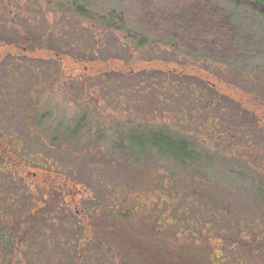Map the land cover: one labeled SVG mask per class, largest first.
<instances>
[{
  "label": "rangeland",
  "instance_id": "obj_1",
  "mask_svg": "<svg viewBox=\"0 0 264 264\" xmlns=\"http://www.w3.org/2000/svg\"><path fill=\"white\" fill-rule=\"evenodd\" d=\"M64 1L0 0V142L7 147H0V189L21 188L36 204L42 182L64 174L86 190L79 210L108 213L114 200L136 231L145 229L141 220L176 233L209 228L223 239L213 262L229 256L264 264V129L255 126L264 123V58L222 62L155 33L100 22V15L135 10V0L89 1L92 19L78 14L83 1L71 9L65 3L72 0ZM217 1L241 31L264 38V14L239 0ZM19 33L35 40L36 52L24 54ZM66 47L85 61L64 56ZM144 128L182 137L194 156H161L184 158L169 140L160 141V153L141 156L137 148L150 139ZM24 157L30 167L20 174ZM78 240L54 247L60 263H73ZM91 246L86 264H116L118 254L101 257Z\"/></svg>",
  "mask_w": 264,
  "mask_h": 264
},
{
  "label": "trees",
  "instance_id": "obj_2",
  "mask_svg": "<svg viewBox=\"0 0 264 264\" xmlns=\"http://www.w3.org/2000/svg\"><path fill=\"white\" fill-rule=\"evenodd\" d=\"M56 1L47 0L50 5H55ZM82 1L87 6L79 8L78 14L94 18L96 14L92 15L90 11V2L93 0H72L71 4L69 1L65 4L71 9L72 4H82ZM239 1L264 14V8L255 0ZM64 2H60V7ZM135 3V10L109 12L107 15L110 16L100 15V22L106 24L113 21L111 25L114 28L126 27V32L134 29L145 34L155 33L178 49L209 55L222 62L249 65L264 58V38L258 39L253 33L241 31L240 26L233 20V15L217 0H135ZM107 26H110V23ZM128 37H132L131 32ZM15 41L27 48L24 54L36 52L34 48L37 43L31 36L19 33ZM63 54L78 62L85 61L83 56L76 55L71 48ZM4 56L0 54V62ZM256 122L257 128L264 129L263 121ZM147 130L144 128L142 135L146 134L150 138L149 145L144 149L137 148L141 156L151 149L160 153L162 140H169L171 145H181L185 159L179 152L166 151L160 153L161 156L184 162L194 154L193 149L182 137L177 136L174 139L162 131L151 134ZM0 144L1 149L6 151L5 142L1 140ZM14 152L16 151L9 153L11 159L16 158ZM29 161L30 158L24 157L19 167L15 168L16 171L22 174L30 167ZM50 175H53V172ZM52 177L42 182L44 188L41 189L40 186L41 197L36 198V204L28 201L29 196L23 194L21 188L18 191L0 189V209L4 210L6 215L0 220V264H62L52 251L58 245L70 248L71 239L75 237L79 239L78 244L71 250H77L79 254L73 257L72 264H86L84 249L87 243L98 249L101 257L106 255L114 258L118 254L116 264H129V260L134 264H213L212 255H221L223 239L220 235L209 233L213 232L209 228L203 232H186L182 226L180 232L176 233L172 227L162 230L155 223L147 225V229L148 223L145 222L148 220H141L145 229L136 231L135 224H132L129 218L116 213L112 204L107 208L108 213L104 208L97 213L83 211L82 207L79 210L81 200L88 197L83 193L86 191L84 186L75 179H65L64 174L53 177L54 181ZM22 180L25 188L28 186L27 193H30L26 178ZM34 180L37 183V180ZM62 209V215L66 213L65 216L61 215ZM61 227L67 228L64 232L68 234L67 237L60 236ZM144 231L147 235H144Z\"/></svg>",
  "mask_w": 264,
  "mask_h": 264
},
{
  "label": "flooded vegetation",
  "instance_id": "obj_3",
  "mask_svg": "<svg viewBox=\"0 0 264 264\" xmlns=\"http://www.w3.org/2000/svg\"><path fill=\"white\" fill-rule=\"evenodd\" d=\"M111 201H112V199H111ZM113 202L115 203V201L113 200ZM113 202H112V204H113ZM82 210L83 211H86V209H84V208H82ZM186 211H188L187 209H185ZM87 212H90V211H87ZM220 257V256H219ZM229 257V256H228ZM230 258V257H229ZM226 259H228L227 258V256L226 257H224L223 256V258H221V260H218V261H215L213 264H227L228 262L229 263H231L232 261H235V260H232V261H225ZM250 261H255V260H253V259H247V260H243V259H237L235 262H237V263H240V264H244L243 262H246L247 264H252ZM227 262V263H226Z\"/></svg>",
  "mask_w": 264,
  "mask_h": 264
},
{
  "label": "water",
  "instance_id": "obj_4",
  "mask_svg": "<svg viewBox=\"0 0 264 264\" xmlns=\"http://www.w3.org/2000/svg\"><path fill=\"white\" fill-rule=\"evenodd\" d=\"M255 1L264 8V0H255Z\"/></svg>",
  "mask_w": 264,
  "mask_h": 264
}]
</instances>
